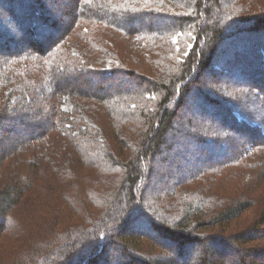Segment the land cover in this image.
<instances>
[{
    "label": "trees",
    "instance_id": "16d2710c",
    "mask_svg": "<svg viewBox=\"0 0 264 264\" xmlns=\"http://www.w3.org/2000/svg\"><path fill=\"white\" fill-rule=\"evenodd\" d=\"M48 1L0 0V264H264V0Z\"/></svg>",
    "mask_w": 264,
    "mask_h": 264
},
{
    "label": "rangeland",
    "instance_id": "374dc122",
    "mask_svg": "<svg viewBox=\"0 0 264 264\" xmlns=\"http://www.w3.org/2000/svg\"><path fill=\"white\" fill-rule=\"evenodd\" d=\"M68 2H63V1H58L57 3H55V4H52V8H54L55 9V7H57L58 9H56V10H58V12L56 13V12H54L55 14H56V16H58V21H59V27L60 26H62V25H64L66 22H67V17H66V14L70 11L69 9H70V7H71V3H70V0H67ZM48 2H51V0H49ZM61 13V15L59 16V14ZM64 14V15H63ZM246 37V36H245ZM241 40H239V43L242 45V47L243 46H245V44H247V43H249V41H245V40H247L246 38H240ZM241 47V48H242ZM219 50L221 51V52H226L227 51V49H226V46L225 45H222L220 48H219ZM245 58H246V56L244 55V54H242L241 53V58H239L240 60H239V62H242L243 61V63H246L245 62ZM250 58V57H249ZM256 57H253V59H255ZM247 64L248 65H250V68H249V71L250 72H248L247 73V75L246 76H248V77H251L252 76V78H254V75H253V73H257L258 72V66H256V67H251L252 65H251V60L249 59H247ZM141 78V77H140ZM110 82H113L110 86L112 87H110L111 89H108L109 90V92L110 91H115V87L117 86V87H122V86H125L126 84V82H121V80L119 79V78H115V79H110L109 80ZM109 81H108V79H106V80H102V81H99V82H96V81H94V80H87V84H88V86H93V87H97L98 85H101L103 88H107V85L109 84ZM204 82H208V80H203ZM102 82V83H101ZM202 82V81H201ZM125 84V85H124ZM205 88H206V86H204ZM71 102L67 99V98H64L63 100H62V108L66 111V112H70V110H71ZM82 117H83V119H85L87 122H89V123H91L92 122V120L89 118V117H87V116H85V115H81ZM192 117H193V120H198V118H205L206 120H209L208 118H206V116H196V115H191ZM10 118V117H9ZM185 120L187 121V120H191L190 119V114L188 115V114H186V113H184L181 117H180V119L179 120H176L175 122H176V124L175 125H177V124H179V125H184L185 124ZM8 123V121L5 119V120H2V121H0V138H14V135H13V133H12V130H14V129H12L11 128V126L9 125V124H7ZM126 129V128H125ZM9 136V137H8ZM20 137V136H19ZM131 137L133 138V135H131ZM15 138H17V137H15ZM135 138H136V135H135ZM178 149V148H177ZM160 152V151H159ZM219 152H222V151H219ZM171 154H170V152H166V151H164V152H162L161 151V154L159 155V156H157L156 158L158 159V160H160L161 158H164V157H167V158H165V165H163V167H162V170L160 171V170H158V169H156L155 170V179H156V176H159V175H162V178H164V182H165V184H168V182L166 181L167 179H170V178H172V177H175V176H182V177H184V176H188V175H190V174H192V173H194L195 172V170L196 169H199V166H195V167H192L191 165H190V163H186V162H183L182 160H180V159H178V158H173V157H171L170 156ZM198 156V155H197ZM203 158H204V156H203ZM172 161H177V163H178V168L177 169H168L167 168V165H166V163H170V162H172ZM206 163V162H205ZM207 164V163H206ZM204 166V165H203ZM82 173H85V174H89V173H91V174H97L98 176H103V174H101V173H99V172H96V171H94L93 169H87V170H84ZM160 173H162V174H160ZM165 178H166V180H165ZM164 184V183H163ZM158 187H160V185H158ZM223 189H225L224 191H227L228 192V195H232V194H234V187H233V184H231L230 183V185L229 186H226V188H223ZM219 194V193H218ZM49 202L50 203H53L54 201H53V199H49ZM57 202H59L58 200H57ZM64 207V210H66L67 208H68V206L66 205V204H64V202H60V210H58V211H54V212H49L50 214L48 215V211H45V212H43V213H41L42 215H44L45 217H47V215L48 216H53V218H54V220H58L59 221V223L56 225V228L57 229H62V228H64V227H66V226H68V225H73V224H76L75 222V219H74V216H71V214H65L64 213V210L62 209V206ZM69 209V208H68ZM249 217H251V213H246L245 214V216H244V219L246 220V218H249ZM243 222V218L242 219H240V223H242ZM8 246H10V242L8 241V240H5V239H3V238H1V240H0V250L1 249H3V250H1L2 252H6V251H8L9 249H10V247H8ZM146 253H154V254H156L157 252H159L158 251V249H155V250H153V251H149V250H147L146 248H145V250H144ZM118 252V250L116 251V248L115 247H113V246H109L108 247V254L110 255V257H111V259H113L114 258V256H115V254ZM159 255H161V254H159ZM194 260H196L195 258H193ZM225 259H228V256L227 257H225ZM111 262V261H110Z\"/></svg>",
    "mask_w": 264,
    "mask_h": 264
}]
</instances>
